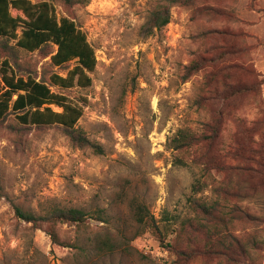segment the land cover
<instances>
[{"label":"rangeland","instance_id":"rangeland-1","mask_svg":"<svg viewBox=\"0 0 264 264\" xmlns=\"http://www.w3.org/2000/svg\"><path fill=\"white\" fill-rule=\"evenodd\" d=\"M31 1H49L58 18L76 22L95 51L91 86H50L83 109L77 128L104 153L73 146L60 126H22L15 116L0 124L3 194L37 215L54 208L89 214L83 226L58 227L62 240L81 247L69 249L41 230L16 231L10 202L0 197V264H202L183 261L149 230L141 235L134 214L144 206L163 226L165 217L175 223L189 214V198L212 199L210 189L192 191L201 178L197 167L173 163L178 154L167 139L182 127L215 135L219 153L234 139L252 142L258 159L249 165L263 170L264 0H191L173 7L169 24L150 34L143 28L158 0ZM56 51L49 43L27 52L15 40L0 39V68L8 59L19 75L50 84L52 74L66 77L76 66H54ZM194 63L199 71L188 70ZM241 86L256 89L236 94ZM239 122L251 127L248 136ZM237 176L222 173L218 179H231L223 180L229 188ZM258 187L257 197L246 192L225 205L244 222L233 228L235 234L262 240L264 185ZM241 210L257 219L246 220ZM174 236L170 232L165 242ZM106 240L113 247L104 246ZM257 256L264 260V250L252 254Z\"/></svg>","mask_w":264,"mask_h":264},{"label":"trees","instance_id":"trees-1","mask_svg":"<svg viewBox=\"0 0 264 264\" xmlns=\"http://www.w3.org/2000/svg\"><path fill=\"white\" fill-rule=\"evenodd\" d=\"M67 1L71 3L70 0ZM190 1L158 0L143 30L150 34L165 27L171 20V9L178 5L188 6ZM12 10L21 12L24 18L14 17ZM0 39L4 42L15 40L16 47L27 52L41 50L52 43L57 47L56 53L51 57L54 66L61 67L72 61L76 62V66L66 77L52 74L48 84L38 81L30 74L26 78L19 75L9 60H4L0 68V124L8 117L15 116L22 126H60L73 146L90 148L98 154L104 153L102 146L91 142L86 134L77 128L83 109L68 103L64 96L51 89V86L71 89L74 86L87 88L92 85L89 73L95 71L97 57L86 34L78 28L76 22L67 17L58 18L49 1L0 0ZM187 68L200 70L199 65L195 63ZM261 85H264V82ZM255 89L254 86H241L236 89V94H245ZM53 105L61 108L62 112L54 111L51 108ZM239 123L241 134L248 136L251 127L243 122ZM167 144L168 148L178 154L174 157V165H192L200 170L201 178L193 184L192 191L199 194L210 189L212 199L189 198V214L175 223L165 217L163 226H160L152 215L147 214L144 206L139 205L134 219L141 235L151 231L161 244H165L167 250L170 249V252L183 261H198L202 264L212 261H215V264H264V260L260 262L258 256L252 257L253 253L264 250V239H259L257 234L248 237L235 234L233 228L237 223L244 222L236 218L237 209L225 205L230 197L241 196L246 192L257 197L258 185H264V161L260 162L263 170H255L249 165L258 159V148H254L252 142L248 144L234 139L227 149H221L219 153L214 148L215 135L207 137L205 132H196L190 127L178 129L167 139ZM186 154L189 155L188 158ZM231 172L239 173L240 176L235 177V181L228 188L223 182L224 179H218V175L223 173L227 176ZM0 197L7 198L10 202L16 231L32 233L41 230L55 245L69 249L81 248L62 240L58 227L64 224L85 225L89 214L84 210L54 208L44 215H37L9 200L8 196L3 194L2 187ZM241 211L242 215L247 217L246 220L257 219L252 217V214ZM96 217L99 220L104 219L101 212H97ZM170 232L175 233L174 241L166 243ZM110 242L103 241V245L113 247Z\"/></svg>","mask_w":264,"mask_h":264}]
</instances>
